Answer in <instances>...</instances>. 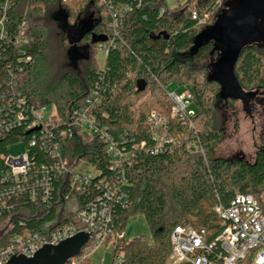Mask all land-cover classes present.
<instances>
[{
    "label": "trees",
    "instance_id": "obj_1",
    "mask_svg": "<svg viewBox=\"0 0 264 264\" xmlns=\"http://www.w3.org/2000/svg\"><path fill=\"white\" fill-rule=\"evenodd\" d=\"M108 1L110 4H100V0H16L11 17L14 23L26 21L32 57L19 76V88L37 108L54 107L62 122L92 91L101 94L97 113L109 138L118 144L125 139L128 149L140 148L131 166L124 170L130 182L129 204L114 206L112 228L118 233L126 232L129 220L142 215L151 236L150 240L144 235L120 240L113 253L122 255L121 264H168L172 253L170 236L178 225L205 228L210 239L216 236L220 225L214 208L219 201L228 206L235 195L250 194L264 211L260 200L264 189V149H258L252 163L211 157L223 139L217 108L221 87L208 80L207 67H193L184 57L188 55L196 61L216 54L212 53V45L193 55L187 49L197 35L215 24L219 0H184L174 8L168 6L167 0ZM113 10L121 17L122 24L117 47L110 50L102 68L89 64L94 50L104 43L92 44L91 36H86L80 45L89 46L88 59L72 66L70 61L62 62L61 56L58 71L53 74L43 71L46 51L54 39L60 47L68 45V50L71 47L66 35L56 38L62 34L54 18L57 12H64L69 26H78L93 14L96 22L93 33L110 40ZM193 11L201 18L209 15L207 23L202 25L194 20ZM159 35L162 36L158 38ZM80 65L85 66L82 80L75 74ZM235 75L247 92L264 88V43L249 46L242 52L235 65ZM174 84L187 87L193 96L196 106L193 122L206 159L189 153L184 144L157 155L147 152L154 147L148 122L152 111L168 118L170 131L176 138H193L194 132L170 117L172 102L167 88ZM61 131L66 134L62 136ZM36 132L21 127L0 137V173L6 169L3 157L8 154V146L16 142L27 145ZM47 140L49 145L59 144L61 157L68 166L79 162L91 165L95 170L94 180L89 187L77 191L66 177L60 178L54 182L50 202L41 207L23 198L15 200V209L10 213L13 226L0 237V251L8 245L13 233L38 230L56 221L60 196L75 200L78 210L83 209L103 193V180H112L117 174L111 168L104 141L97 136L71 135L67 133L66 123H61ZM49 150L42 147L39 139L30 148L34 167L53 163ZM60 221L77 223L75 216Z\"/></svg>",
    "mask_w": 264,
    "mask_h": 264
},
{
    "label": "built area",
    "instance_id": "obj_2",
    "mask_svg": "<svg viewBox=\"0 0 264 264\" xmlns=\"http://www.w3.org/2000/svg\"><path fill=\"white\" fill-rule=\"evenodd\" d=\"M15 3L16 0H0V137L21 127L26 131L38 132L33 134L24 153L16 156L8 153L3 157L6 169L0 173V225L8 224L6 232L13 226L10 213L15 209L17 199H26L40 207L50 202L54 182L60 178L66 177V181L77 191L92 184L95 173L77 170L79 163L68 166L61 157L59 144H48L47 139L53 136L61 123H66L67 133L71 135L83 138L97 136L104 141L106 154L111 159V168L117 174L112 180H103L105 189L101 195L85 208L78 210L77 207L73 215L76 224H63L57 219L38 230L13 233L8 245L0 251V264H7L15 256L31 258L44 246H58L81 232L89 234V240L80 253L66 264L90 262L102 246H111L112 264H121L122 255L113 252L117 242L126 238V232L118 233L112 228V212L114 206L126 207L129 204L130 182L124 170L131 166L140 148L133 146L128 149L125 147V139H122V144H118L109 138L107 129L101 126L98 118L97 111L102 97L96 90L83 104L70 111L65 122H62L58 114L54 116L48 113V108H37L29 103L19 88V76L32 60L31 40L26 21L13 22L11 12ZM106 3L110 4L108 0H100V4ZM111 16L113 37L103 44L105 57L111 49L117 47L119 27L122 24L121 17L114 10ZM192 18L203 25L207 23L209 15L201 18L193 11ZM168 97L172 102L170 117L183 123L189 132H194L193 138H176L170 131L168 118L152 111L148 122L154 147L147 152L157 155L184 144L189 153L206 159L193 122L195 111L189 110L193 102L191 92L188 89L180 94L168 91ZM65 134L66 131H61L62 136ZM38 139L44 149L50 148L52 164L34 167L31 163L29 151L38 144ZM67 200L69 197L60 196L57 204L61 207ZM214 211L218 216L220 230L212 239L205 228L197 229L191 225L175 227L170 236L172 253L168 264H264V211L258 200L250 194H237L228 206L219 201ZM104 257L103 254L95 264H103Z\"/></svg>",
    "mask_w": 264,
    "mask_h": 264
},
{
    "label": "water",
    "instance_id": "obj_3",
    "mask_svg": "<svg viewBox=\"0 0 264 264\" xmlns=\"http://www.w3.org/2000/svg\"><path fill=\"white\" fill-rule=\"evenodd\" d=\"M54 18L59 22L61 31L66 33L71 45L68 56L72 66L89 58V46L79 47L86 36H91L92 44L108 41L107 37L93 33L96 25L93 14L82 20L78 26H69L67 16L62 11L57 12ZM164 36L166 39L169 37L165 34ZM263 43L264 0H233L227 4V9L218 15L213 26L207 27L194 38L189 54H196L205 46L212 45V53L218 52L219 56L210 65L208 80L220 85L221 100L239 101L250 114L251 103L258 91L247 92L240 86L235 75V65L247 47ZM81 49L82 56L76 63L72 62V56L78 54ZM88 240L89 234L81 232L58 246H44L31 258L12 257L7 264H66L80 253Z\"/></svg>",
    "mask_w": 264,
    "mask_h": 264
},
{
    "label": "rangeland",
    "instance_id": "obj_4",
    "mask_svg": "<svg viewBox=\"0 0 264 264\" xmlns=\"http://www.w3.org/2000/svg\"><path fill=\"white\" fill-rule=\"evenodd\" d=\"M184 0H167V4L170 8H174L178 5L179 2ZM231 0H219L218 11L220 15L224 9H227L226 3ZM61 35L56 37L61 39L66 33L61 31ZM54 39L52 46L46 51L44 58L43 71L46 74H53L59 70L58 62L65 59L66 62L70 61L68 56V45L67 47L62 45ZM192 42L190 43L187 53L190 52ZM81 51L78 54L72 56V62L76 63L79 58L82 56ZM219 56V53L216 52L215 55H205L204 58L200 60H193L190 56L186 55L185 60L193 67L204 66L207 67L210 72V65L213 63ZM93 61L90 62L89 66H95L97 69L102 68L105 64V53L103 50V44L99 45L93 52ZM69 65V64H68ZM70 67V65H69ZM66 66V69L70 71L71 68ZM76 76L81 80L85 74V66L80 65L79 71H75ZM168 91L176 92L178 94L187 90L185 86L171 85L168 86ZM218 114L220 118V125L223 129V139L219 145L211 152V157H221L228 160H243L249 163L254 162L256 158V153L258 149H264V88H260L255 99L251 103V113L248 114L241 102L239 101H219L217 104ZM189 110L196 111V106L192 102L190 104ZM47 112L56 115L57 111L54 107L50 106L47 109ZM26 151L25 142H16L8 146V153L11 156H16L22 154ZM77 170L88 171L92 174L95 173L94 168L91 165L86 163L79 162ZM260 200L264 204V189L260 195ZM77 202L75 200H67L63 203L58 211V219L62 220L65 218L72 217L77 212ZM44 212H40L43 214ZM27 214H25L26 216ZM9 228L7 223L0 225V237L7 231ZM144 235L149 240L151 239L150 231L147 225V222L142 215L134 216L128 222L126 230V239L132 240L137 236ZM105 255L103 264H112V248L111 246H102L100 247L94 256L90 260V264H95L98 262L102 255ZM117 260V258H116Z\"/></svg>",
    "mask_w": 264,
    "mask_h": 264
},
{
    "label": "flooded vegetation",
    "instance_id": "obj_5",
    "mask_svg": "<svg viewBox=\"0 0 264 264\" xmlns=\"http://www.w3.org/2000/svg\"><path fill=\"white\" fill-rule=\"evenodd\" d=\"M79 47H80V48H82V46H81V45H79ZM81 53H82V49H81Z\"/></svg>",
    "mask_w": 264,
    "mask_h": 264
}]
</instances>
